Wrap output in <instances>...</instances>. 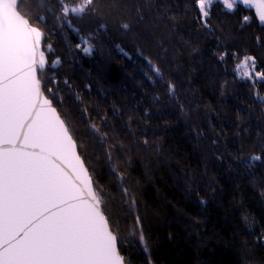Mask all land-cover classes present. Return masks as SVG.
Returning <instances> with one entry per match:
<instances>
[{"label":"trees","instance_id":"1","mask_svg":"<svg viewBox=\"0 0 264 264\" xmlns=\"http://www.w3.org/2000/svg\"><path fill=\"white\" fill-rule=\"evenodd\" d=\"M180 3L161 0L160 10L165 5L176 10ZM213 11L211 24L216 32L200 38L196 45L202 50L199 54L185 43L195 32L205 31L192 19L187 26L172 31L163 24L154 26L146 17L127 36L116 29L120 23L135 24V16L108 19L105 23L113 39H107L101 29L90 54L76 47L83 41L70 29L56 30L49 37L54 48L49 59L59 57L61 63L41 76L47 82L53 72L57 73L62 88L63 80L69 81L64 111L73 126L85 141L93 136L78 111L87 109L92 122L107 133V143L115 140L122 145L119 151L113 149L112 164L123 172V184L108 174L105 158L95 160L97 155L105 156L99 143L90 145L89 154L109 208L121 218V240L128 242L122 251L128 254L131 264H264V244L252 243L264 234V160L255 161L250 168L240 166L241 159L246 162L253 155H264L260 152L264 103L257 99L264 98V83L236 78L235 61L221 63L214 54L217 48L234 44L241 52L247 50L259 56L254 37L264 32L257 21L241 29L242 16H253L242 7L229 13L217 5ZM155 15L151 14L153 18ZM177 19L183 24L179 12ZM116 43L130 59L115 49ZM145 58L160 67L165 81L176 83L175 99L168 96L164 81L151 72ZM77 93L82 103L74 105ZM177 101L184 104L186 116ZM129 125L134 136L129 135ZM145 129L147 136L140 134ZM221 129L227 140L219 142V149H213L211 139ZM194 130L203 133L199 140ZM145 139L149 146L137 147V142L142 145ZM225 145L232 155L217 162L212 152H224ZM194 184L199 188L189 198L186 192ZM122 188L129 190L127 198ZM133 197L150 256L139 245V233H132L137 213L124 216ZM199 199L208 203L199 205Z\"/></svg>","mask_w":264,"mask_h":264},{"label":"snow or ice","instance_id":"2","mask_svg":"<svg viewBox=\"0 0 264 264\" xmlns=\"http://www.w3.org/2000/svg\"><path fill=\"white\" fill-rule=\"evenodd\" d=\"M160 3L161 0H0V264H131L128 254L122 251L128 242L121 240V218L112 214L115 209L109 208L105 188L97 179V167L89 154L90 145L99 143L105 156L97 155L95 160L105 158L108 174L123 184V172L112 164L113 149L119 151L122 145L115 140L107 143V133L92 122L88 110L78 109L81 121L88 123V131L93 134L85 141L64 111L69 81L64 79L62 88L57 73L53 72L47 82L41 73L53 71L61 63L59 57L49 59L54 52L49 37L56 30L74 31L83 41L76 47L90 54L101 29L107 39H113L105 21L115 17H136L135 24L118 25L116 31L121 36L133 33L146 17L154 26L163 24L172 31L187 26L192 19L205 30L185 41L198 54L202 51L196 47L200 38L215 35L211 20L217 5L229 13L236 12L239 5L251 10L254 16L243 15L241 29L258 21L259 30L264 32V0H181L176 10L165 5L163 11ZM177 12L183 16V24ZM254 45L259 56L247 50L241 52L234 44L217 48L214 54L221 63L235 61L236 78L264 83V35L255 36ZM115 49L131 58L121 44L116 43ZM145 59L151 72L164 81L168 96L175 99L176 83L165 81L160 67ZM145 75L153 79L148 72ZM257 99L264 103V98ZM72 102L82 103L78 93ZM177 103L186 116L184 104ZM128 131L130 136L135 135L130 125ZM140 134L147 136L148 132L145 129ZM194 134L198 140L203 135L195 130ZM222 140H227L224 129L211 139L212 148L219 149ZM140 146L148 147L149 141L145 139L142 145L137 142ZM224 148L218 155L212 152L217 162L232 155L227 153V145ZM260 152L264 154V137ZM261 160L264 155H253L246 162L241 159L240 166L250 168ZM197 188L199 185L194 184L186 195L191 198ZM121 191L124 197L129 196L127 188ZM129 203L124 216L137 213L132 233H139V245L150 256L139 207L134 197ZM197 203L206 205L208 201L199 199ZM248 219L244 217L246 222ZM249 228L254 230L252 225ZM256 241L264 244V234L252 243Z\"/></svg>","mask_w":264,"mask_h":264},{"label":"water","instance_id":"3","mask_svg":"<svg viewBox=\"0 0 264 264\" xmlns=\"http://www.w3.org/2000/svg\"><path fill=\"white\" fill-rule=\"evenodd\" d=\"M238 7H242L243 8V6L242 5H239ZM244 9V8H243ZM244 10H246V11H249V12H251V13H253V16H254V12H252L251 10H248V9H244ZM257 23H258V26H259V22L257 21ZM260 27V26H259Z\"/></svg>","mask_w":264,"mask_h":264}]
</instances>
